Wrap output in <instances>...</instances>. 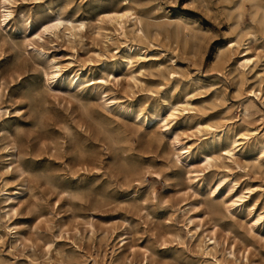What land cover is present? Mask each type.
Returning a JSON list of instances; mask_svg holds the SVG:
<instances>
[{"label": "rangeland", "instance_id": "1", "mask_svg": "<svg viewBox=\"0 0 264 264\" xmlns=\"http://www.w3.org/2000/svg\"><path fill=\"white\" fill-rule=\"evenodd\" d=\"M254 2L0 0V264H264Z\"/></svg>", "mask_w": 264, "mask_h": 264}, {"label": "bare ground", "instance_id": "2", "mask_svg": "<svg viewBox=\"0 0 264 264\" xmlns=\"http://www.w3.org/2000/svg\"><path fill=\"white\" fill-rule=\"evenodd\" d=\"M6 1V5H3V8L1 9V11L3 12L2 15H3V18L4 19H7L8 17H10V15L12 14V9L10 8L12 6V3L14 2V0H4ZM256 5L258 4L257 3V0L256 2H254ZM262 5V4H261ZM108 16L110 19L114 20L117 25H118V28L120 30V32L122 34H125L127 32V29L131 28L133 30V32L135 33L136 36L140 37V36H145L146 35V25L145 23L143 22L142 20V17H141V14L140 12L134 7V4L133 2H129V1H126L125 4L123 6H120V7H114L112 9L109 10L108 12ZM82 20V19H81ZM65 21H69V19L67 18H63L61 16H58L56 17L55 21L51 22V24L49 25H45L44 26V29L45 30H48L50 29V31H52V29H55L58 27V25L60 26L61 23L65 22ZM82 24V22L80 23ZM64 25V24H63ZM80 28V27H79ZM78 29V27H77ZM110 36V35H109ZM236 42L233 41L231 45H235ZM136 44H126L125 46V59H126V62L129 63L131 62V57L130 54L133 53L136 49ZM144 50V49H143ZM142 51V50H141ZM148 53V52H147ZM142 56H146L145 53H142ZM239 62H238V65L243 69V68H247L250 66V64L253 62L252 60V57L249 56L247 54L246 51L243 52V54H241L240 58H238ZM45 75H47V73H45ZM56 75V74H54ZM97 79V78H96ZM56 80V79H55ZM92 84L95 83V81H92L91 82ZM101 84V83H100ZM183 107V106H182ZM184 108V107H183ZM147 119H150L148 117H146ZM165 124V123H164ZM206 126H208L209 128H213L212 125H208L206 123ZM215 130V128H213ZM223 132V130H222ZM213 135H216L217 136V140L221 141V135L218 134V132L216 134H213ZM236 135V134H235ZM235 142L236 140H233L232 143L233 146L232 148H228L226 150L227 153H230V154H233V149L235 148ZM231 143V144H232ZM172 148V147H171ZM264 148V146H263ZM189 151L187 148L183 147V148H179V149H175V155H176V158L177 157H180V153H183L184 151ZM203 159H205L207 162H210L211 160V157L206 154H204L203 156ZM214 159V158H213ZM205 165V164H204ZM5 185V183H4ZM1 186V185H0ZM1 188V187H0ZM64 188V187H63ZM2 189V188H1ZM3 191V190H2ZM5 193H7L6 191H4ZM16 193V192H15ZM12 195V194H11ZM10 196V195H9ZM8 196V197H9ZM235 197H237L236 199H230V207H232L233 205H235L238 201H240L242 199V195H236ZM10 198V197H9ZM12 198V197H11ZM7 199V197H6ZM12 202V201H10ZM10 205V203L8 204ZM229 209V208H228ZM264 213H261V212H258L256 213V216L255 218L253 219V223L255 225H257L259 222H263L264 223ZM205 246V245H204Z\"/></svg>", "mask_w": 264, "mask_h": 264}]
</instances>
